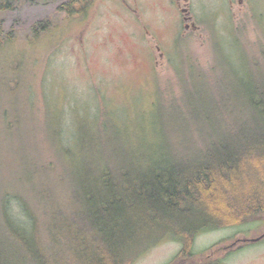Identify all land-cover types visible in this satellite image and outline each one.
<instances>
[{
  "label": "rangeland",
  "instance_id": "1",
  "mask_svg": "<svg viewBox=\"0 0 264 264\" xmlns=\"http://www.w3.org/2000/svg\"><path fill=\"white\" fill-rule=\"evenodd\" d=\"M65 1L9 0L0 9V34L13 38L0 47V97L8 103H0L1 188L19 192L39 154L51 161L59 151L74 159L61 151L60 139L79 147L88 135L102 153L123 146L125 158L144 167L209 144L244 118V87L264 75V0H179L180 7L177 0H96L85 18H65ZM45 23L54 29L34 37V26ZM11 203L28 224L21 203ZM260 228L264 221L253 219L207 230L188 248L164 239L132 264H199ZM49 238L45 263L64 264L61 237ZM14 244L2 251L8 264L37 263V247ZM262 248L264 241L251 244L224 264L264 262L251 259Z\"/></svg>",
  "mask_w": 264,
  "mask_h": 264
},
{
  "label": "trees",
  "instance_id": "2",
  "mask_svg": "<svg viewBox=\"0 0 264 264\" xmlns=\"http://www.w3.org/2000/svg\"><path fill=\"white\" fill-rule=\"evenodd\" d=\"M8 1L0 0V9H7ZM95 3L66 0L60 9L65 18H85ZM33 29L38 37L54 27ZM12 40L11 34H0V47ZM244 92L243 119L209 144L176 151L168 162L162 156L141 167L125 158L123 146L102 153L88 135L79 147L58 140L74 159L59 151L51 161L39 154L19 192L0 187V235L14 238L0 241V264H8L2 251L14 242L37 247L35 264H46L52 235L67 248L64 264H132L155 242L175 240L188 248L200 232L240 225L264 212V75L257 74ZM2 102L8 104L0 97ZM13 200L21 203L28 224L16 218L20 212Z\"/></svg>",
  "mask_w": 264,
  "mask_h": 264
},
{
  "label": "flooded vegetation",
  "instance_id": "3",
  "mask_svg": "<svg viewBox=\"0 0 264 264\" xmlns=\"http://www.w3.org/2000/svg\"><path fill=\"white\" fill-rule=\"evenodd\" d=\"M187 3L188 2L185 3L186 5H185L183 11L186 12L184 19L187 20V22H185V27H186V29H190L191 25L194 26V24H193V22L191 24L189 23L191 16L189 15L190 11H189V8L187 7L188 6ZM176 4L180 7V1L179 0H177ZM253 219L260 221V223H261L262 221H264V216H258V217L251 218V220H253ZM251 220H249L248 222H251ZM248 222H246V223H248ZM243 224H245V223H243ZM261 230L262 229L260 228V230L255 235L247 236V235L243 234L241 237H236V238L232 239L231 242H229L228 244H225L219 248V251L221 252L220 254H218V255H212L211 254L212 258H209L205 262H201L199 264H224L225 262L228 261L229 257H231L235 253L241 251L242 249L246 248L247 246H249L251 244L263 242L264 241V230L263 231H261ZM252 258H254L255 260L257 258L259 260L263 259L264 258V248L257 251V253L254 254V257H251V259ZM255 264H264V262L258 261Z\"/></svg>",
  "mask_w": 264,
  "mask_h": 264
}]
</instances>
